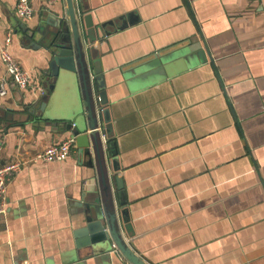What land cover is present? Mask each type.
<instances>
[{"label":"crops","instance_id":"0c3cea01","mask_svg":"<svg viewBox=\"0 0 264 264\" xmlns=\"http://www.w3.org/2000/svg\"><path fill=\"white\" fill-rule=\"evenodd\" d=\"M16 2L0 0V49L9 38L31 82L20 91L8 81L0 97V166L70 138L54 121L69 120L79 104L65 84L47 101L56 109L28 115L29 105L40 106L47 60L25 32L65 5L30 0L34 16L23 20ZM77 8L94 24H116L92 46L127 244L147 264H264V0H81ZM96 192L95 169L76 148L62 162L26 166L5 194L0 264H127L76 247L83 202Z\"/></svg>","mask_w":264,"mask_h":264},{"label":"water","instance_id":"95a60500","mask_svg":"<svg viewBox=\"0 0 264 264\" xmlns=\"http://www.w3.org/2000/svg\"><path fill=\"white\" fill-rule=\"evenodd\" d=\"M80 1L64 0L62 14L47 11L36 27L25 32L24 41L34 50H41L47 60V70L40 76V106L29 105L27 113L34 117L46 106L56 109L54 104H47L56 87L66 84L76 88L79 104L74 105L71 118L54 121L69 131L79 158L96 172L97 192L91 201L83 202L84 226L75 232L76 247L99 248L127 264H147L127 244L121 229L120 220L127 222L124 188L118 174L116 146L111 142V117L101 65L97 48L92 46L101 35H107L108 27L116 24H94L91 15L78 11Z\"/></svg>","mask_w":264,"mask_h":264},{"label":"built area","instance_id":"2783aa9c","mask_svg":"<svg viewBox=\"0 0 264 264\" xmlns=\"http://www.w3.org/2000/svg\"><path fill=\"white\" fill-rule=\"evenodd\" d=\"M15 15L19 19L30 20L34 16V10L30 5V0H17L15 5ZM10 39L6 38L4 45L0 49V59L4 65L5 75L0 80V97L6 95V83L12 82L17 90L23 91L30 86V76L23 71L18 62L11 56L7 46ZM101 131V129H98ZM75 140L70 137L60 143H55L46 147L42 152L37 153L24 162H12L0 166V215L5 212V194L7 188L15 176L29 164L38 162H62L75 150ZM1 152V147H0Z\"/></svg>","mask_w":264,"mask_h":264}]
</instances>
